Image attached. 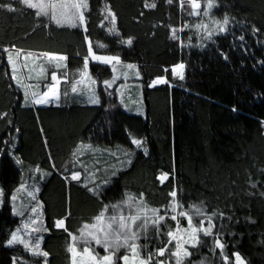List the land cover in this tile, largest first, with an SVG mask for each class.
<instances>
[{"label":"trees","instance_id":"trees-1","mask_svg":"<svg viewBox=\"0 0 264 264\" xmlns=\"http://www.w3.org/2000/svg\"><path fill=\"white\" fill-rule=\"evenodd\" d=\"M8 2L14 11L0 8V114H7L0 115V264H31L21 244L6 243L22 223L39 231L40 248L49 253L38 255L37 264H71L73 235L105 205L112 212L126 200L167 212L160 231L152 227L139 242L144 258L153 253L151 264L170 255L156 248L168 244L167 233L176 226L174 200L180 212L199 204L225 213L221 234H201V243L188 246L186 263L234 264L238 252L245 264H264V0H211L209 17L229 19L211 39L191 34L210 0H198L199 10L188 0H88L87 31L37 15L22 0H0ZM89 40L97 55H118L119 66H138L136 96L123 77H115L113 64L90 56ZM9 52L16 68L19 52L36 60H24L14 71ZM85 57L91 87L78 89ZM181 62L183 78L173 72ZM53 72L63 79L59 103L35 104L33 97L54 82ZM156 77L164 82L153 85ZM90 96L100 102L89 103ZM72 171L81 173L78 180ZM22 189L31 195L24 197ZM214 219L216 232L221 218Z\"/></svg>","mask_w":264,"mask_h":264},{"label":"snow or ice","instance_id":"snow-or-ice-1","mask_svg":"<svg viewBox=\"0 0 264 264\" xmlns=\"http://www.w3.org/2000/svg\"><path fill=\"white\" fill-rule=\"evenodd\" d=\"M22 2L26 5H28L29 7L32 8H37L40 9L41 11L37 12V15H40L41 13L43 14H48L45 9H50L51 11V19L54 20L58 25L61 24L62 22H68V23H72L73 26H75V22L78 21L80 24L84 25L85 27V31H87V24H86V17L84 15V9H88L89 8V4H88V0H76V2L71 3V4H65V3H61L60 0H50V2L45 3L44 0H41L40 3H34L33 0H22ZM169 3L172 2V0H168ZM184 0H181V5H183ZM190 3L192 4L193 8H198L199 7V3L198 0H190ZM157 5L155 3H146L145 7L148 8H155ZM209 7H212L211 4V0L209 2ZM0 8H4L10 11H14V5L11 2L8 3H0ZM66 9H70V11H66ZM108 11L111 12V8H108ZM207 14V13H205ZM112 19L115 20V13H112ZM216 23L218 25H220V30H224V25H227L229 23V19L228 16L226 15L223 22L221 21H216ZM206 27V26H205ZM253 30L254 31H259V29L255 28V26H253ZM173 35L175 36V29L173 28ZM211 32H209L208 34V38L211 39ZM85 39L88 40V37L85 36ZM241 40H243V37H240ZM129 45L132 44L133 39L131 37L128 38V40L126 41ZM88 52L90 54V56L96 60V61H100V62H104L107 64H111L114 60L115 61H119L120 57L117 56H101V55H97V53L95 51H93V47H92V43L89 40L88 41ZM17 55H19V53H17ZM46 56L48 57H58L59 59H66V57L57 54V53H53V52H47L45 53ZM8 61L9 63H11L13 65V68H15V62L12 59V53L9 52L8 53ZM87 61H88V57H85V67L87 68ZM130 68L134 67V65L129 64L128 65ZM185 67L184 63L181 62L177 65L174 66V70L175 69H183ZM181 78H183V73H180ZM52 78L53 80L57 79V74L55 72L52 73ZM17 82L19 83V80L17 79ZM164 82V78L163 77H156L153 81L152 84L155 85L156 83H162ZM105 85H109L110 86V81L105 80L103 82ZM75 91V89H74ZM52 98H55V102L58 104L59 103V96L57 95L56 91L53 90L51 91H45L43 92L39 97L34 98V103L37 105H42V104H49L52 103L53 100ZM89 103L91 104H98L99 98L95 97V96H90ZM0 115H4L6 116L7 114H0ZM9 123H11V121H9ZM133 143L136 146H142V141L140 139H133ZM144 154L147 155L148 154V150L147 148H144ZM129 163H131V161H129ZM37 171H39V169H37ZM81 173L78 171H72L71 172V178L73 180H78L80 178ZM162 176L164 178H166L168 176V173H163ZM104 183H108V181H104ZM21 188H24V185L21 184L20 185ZM35 191H39V189L37 188ZM89 191H93L95 192L97 195H100V193L98 191H96L95 188H90ZM3 194V189H0V195ZM31 195V194H30ZM143 194H141L142 196ZM170 196L175 198L177 197V191L173 190L170 192ZM16 199L15 194H13L12 196V200L14 201ZM129 199H131V197H129ZM127 202V201H125ZM173 203H175V200L173 201ZM107 205H105V210L107 209ZM195 207V206H194ZM32 211L35 213L36 212V208H33ZM200 209L197 208V212H199ZM158 212V210L153 209V213L156 214ZM182 215L184 216H188L187 212L182 213ZM167 216V212L164 215H159L158 220H154L152 221L153 224L157 225L156 231L159 232L160 228H159V221H164L165 217ZM219 216L221 218V224H220V229L217 230L216 232L213 231V228L216 227V220L214 219V217ZM225 217V213L224 212H212L210 214H205L204 218L201 219L199 221V224L197 227H192L191 226V217H188L189 220V227H191V240L190 242L195 245L198 243H201L200 241V237L197 234L199 231H203V234L205 236H213V237H218L221 234V230L224 228V224H223V218ZM139 214L137 215H132L131 213L129 214V216L126 218L125 216L121 215L119 217V221L116 222V218L115 217H110V221L107 224L104 223L105 220V216H104V211H102L99 215H97L94 220L96 221V223H93L92 225H85V229L87 228H92L94 229V231H89L87 232V235L89 237H91L92 239L95 240L96 244H102L103 247L105 249L109 250V254L104 255L103 257H100L99 259L93 257L91 255L90 250L85 247L84 248V254L88 256V264H113V251L114 250H119V248L122 245H128V247L130 248L132 254H133V261L131 262V264H149V261L152 260L153 257V253L151 251H149L146 255L145 258H141L139 260H136V248L137 245L135 243L129 244L130 240H136L138 239V231L143 229L142 232H140L141 235H147V224L148 221L144 220L141 224L137 225L136 228L137 230H133L132 229V225L135 224V222L139 219ZM173 219H175V216L172 217ZM229 220H231V217H228ZM129 221L131 223H129ZM113 222H116V226H113ZM56 225L57 227H63L64 226V220L63 219H58L56 221ZM84 231V229H82V232ZM179 228H177L176 232L173 231H169L167 233L168 237H170L171 239L168 241V244H165L163 247H157L156 248V253L159 255H163L167 250H169L170 256H175V264H182L181 261V257L182 256H190L191 253L189 252L188 248L184 247L183 243H181V237L179 236ZM73 241L76 240L75 235H73ZM17 239V235L14 232L12 234V238L7 240V244L11 245L14 243V241ZM40 239L42 240L43 237H40ZM172 240L176 241V244L174 246V250L172 249H168V245L172 243ZM90 242V241H88ZM214 243L216 245H218L220 247L221 250H223L224 248V244L221 243V240L219 238H216L214 240ZM32 252L35 255H40L42 254L45 258H47L49 256V253L47 251H43L40 248V243L39 241H37L36 246L34 248L31 249ZM69 251L72 253V264H83V261H78L77 260V256L79 255V253L77 252L76 249V245L75 243H73L70 247H69ZM235 257H236V264H242V261L240 259V254L238 252L234 253ZM122 260L124 262V264H130V260H129V256L128 255H123ZM15 259V258H14ZM228 256L224 255L223 256V260L224 261H228ZM44 264H48L47 259H45ZM156 264H164L163 260H158L156 262ZM202 264V262H201Z\"/></svg>","mask_w":264,"mask_h":264},{"label":"rangeland","instance_id":"rangeland-1","mask_svg":"<svg viewBox=\"0 0 264 264\" xmlns=\"http://www.w3.org/2000/svg\"><path fill=\"white\" fill-rule=\"evenodd\" d=\"M33 2L34 3H40L41 0H33ZM44 2L48 3V2H50V0H44ZM60 2L61 3H65V4H71V3L76 2V0H60ZM188 3H189V5H192L190 3V0H188ZM200 7H201V2H199V7L195 8V9L199 10ZM212 7H213V4H212ZM212 7H209V2H207L204 5V7H203L202 12L200 13V17L195 19L196 21L194 22V24L191 25L192 26L191 27V29H192V33L191 34H193V35L195 34L196 37H198V39L199 38L200 39H207L209 32H211V34H213V33H216V32L220 31V25H218L216 23V21H219V20L209 17V14H210V12L212 10ZM33 9L36 10L37 12L41 11L40 9H37V8H33ZM45 11L48 14H43V13H41V14L49 15L51 17L50 9H45ZM66 11H70V9H66ZM84 11H85V9H84ZM198 12H197L196 15H198ZM205 13H207V14H205ZM59 25H71V26H73L72 23H68V22H62ZM75 26H81L85 30L84 25L80 24L78 21L75 22ZM223 27H225V25ZM181 30L182 29H180V31ZM33 55H35V54H33L31 52H19V56H18L19 63H20L19 67L20 66H22V67L24 66V63H25L24 60L30 61V62L35 61L36 60V56H33ZM104 56H112V55H104ZM54 57L57 60H60L58 57H56V56H54ZM111 64H113V71H114L115 77H123L125 79V82H127L128 84L131 85L130 88H132V89L131 90L128 89V91H130V93H131V96H133V95L136 96V94L138 92V86H139V84H141L140 81H139V79L141 77V72H140L138 66H134L135 68H130L129 66H127V67L119 66L118 61H115V60ZM19 67L18 68L15 67V68H13V70L14 71L15 70H19ZM22 67L20 69H22ZM87 68H88V65H87ZM87 68H85V70L81 72L80 78H78L79 80H78V84L76 86L78 89L81 88L82 86L84 88L85 87H91L89 75L87 73L88 71L86 72ZM182 71H183V69H175L174 70V67H173V72L175 74H180ZM62 80L63 79H55L54 82L50 85V87L47 90V91H51V90H53V87H54V90L56 91L57 95L59 96V100H60V98L62 96L61 87H60L61 84H62L61 83ZM124 87H126V86H124ZM127 87L129 88V86H127ZM124 89L125 88H121L120 98L124 97V92H125ZM126 93H127V95H129L128 92H126ZM37 97H39V96H37ZM34 98H36V97H33V99H32L33 102H34ZM52 100H53V102H55V98H52ZM126 108H127V106H125V109ZM142 110H143V108H142ZM138 112L142 113L143 111H138ZM83 148H84V146H82L81 148H78L77 152H79V154H80V152L83 150ZM82 153H83V151H82ZM22 190L24 191L22 193L27 194L24 197H27L28 195L30 196L31 192L28 189H22ZM16 199H17V197H16ZM19 201H21V199ZM126 201L127 202H125V206L124 207L123 206H121V207L118 206V208L116 210L112 211V212H107L104 209L103 210L104 211V216H105L104 223L107 224L109 222H112L109 219L110 217H115L116 218V222H118L119 221V217L121 215H123V216H125L127 218L130 213L132 215L139 214L140 218L135 222V224L132 225V229L133 230H137L136 226L141 224L144 220H147L148 221V224H147V235H149L150 232H151V228L155 227V226L157 227V225L153 224L152 221L158 220V218L156 217V216H159L158 212L156 214H154L153 213V208L146 207V206L141 205L139 203L134 205L132 203V201H130V200H126ZM2 203H3V198H2V195H0V206L2 205ZM197 208L200 209L199 212H197ZM174 211H175L174 212V216H175V220H176V226H175V228L172 231L176 232L177 228H179V233L178 234L181 237V243H183L184 247L188 248V246L193 245L190 242L192 233H191V227H189L188 217L189 216L191 217V226L192 227H197L198 224H199V221L204 218V215L205 214H210V212H208L206 209H204V207H202L199 204H193L191 206L190 210L184 211V212L188 213V216H184V215H182V213H184V212H180L178 210L176 202L174 203ZM180 217H183V219L185 220L184 223H180V221H179ZM116 222H113V226L114 227L116 226ZM93 223H96V221L94 220L92 222L84 223L82 225L81 229H80V233L75 235L76 240L73 241V243H75V245H76L77 252L79 253V255L77 256V260L78 261H83V264H88V256L85 255L84 251H83L85 247H87L90 250L91 255L93 257L97 258V259H99L100 257H103L104 255L109 254V250L108 249H105L102 244H96L95 240L87 235V232L94 231V229H92V228L85 229V225L86 224L87 225H92ZM129 223H131V222L129 221ZM82 229H84L83 232H82ZM142 231H143V229L138 231V239L129 241V244L135 243L137 245L136 258H135L136 260L144 258L139 242L141 240H143L147 235H141L140 232H142ZM15 233L17 235V239L11 245L21 244L25 248L27 253H28L26 258L31 262V264H37V262H35V260L38 259L37 258L38 255H35L32 252L31 249L36 246L37 241H39L40 245L42 244V240L40 239V237H42V235H40L39 231H31L28 228V225L26 223L25 224L22 223L20 225V227L15 231ZM197 234L200 237V235L203 234V231L201 230ZM11 238H12V236H11ZM88 241H90V242H88ZM172 242L174 243V245L176 244L175 240H172ZM30 254L33 256V258H29ZM123 255H128L129 256V260H130V264H131V262L133 261V254H132L130 248L128 247V245H122L119 248V250H114L113 251V264H115V260H116L115 258H117L119 264H124V262H123V260L121 258ZM186 257L187 256H182L181 257L182 264H188V263H186ZM172 258H173V260H172ZM175 259H176L175 256H170V255L168 256L167 261H166V258L165 259L160 258V260L164 261V264H175ZM240 259L242 261V264H245L244 260L241 257H240ZM201 262H202V264H209L204 259H200V260H197V261H192L190 264H201ZM233 262H234V264H236V257H234ZM71 264H72V262H71ZM149 264H151L150 261H149Z\"/></svg>","mask_w":264,"mask_h":264}]
</instances>
